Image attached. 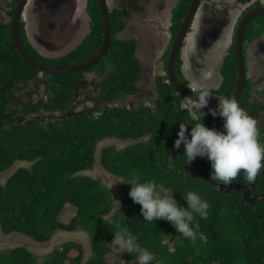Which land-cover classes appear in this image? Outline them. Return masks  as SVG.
Masks as SVG:
<instances>
[{
  "label": "trees",
  "instance_id": "16d2710c",
  "mask_svg": "<svg viewBox=\"0 0 264 264\" xmlns=\"http://www.w3.org/2000/svg\"><path fill=\"white\" fill-rule=\"evenodd\" d=\"M179 2L182 14L186 2ZM87 11L94 24L75 50L58 58H40L35 52L32 55L55 65L79 63L91 55L101 40L96 0H88ZM119 15L116 9L109 13L111 41L104 57L110 60L111 69L104 65L100 68L105 90L100 97L106 100L121 91L137 90L134 42L115 37L123 27ZM36 71L23 62L9 31L0 33V173L15 162L28 163L16 167L0 183V227L4 233H20L36 242L48 241L56 230L83 229L91 254L82 261L81 244L66 241L38 262L30 251L18 246L1 251L0 264H108L105 255L110 250L114 224L126 227L137 237L140 248L152 252L160 264H264V174L260 172L252 183L241 174L228 186L221 184L216 188L206 157L197 156L184 164L183 145L176 149L173 143L180 123H191L196 117L172 103L171 86L158 82L153 109L108 104L84 113L69 111L45 123L35 117L15 122V110L8 103L9 87L15 81L35 77ZM48 75L51 93L29 107L68 110L71 85L79 79V72ZM211 116L205 112L203 123L218 129ZM190 128L188 125L186 132ZM143 136L146 138H140ZM107 138L132 140L121 148L113 144L100 148L98 162L108 173L123 180L139 173L143 178L163 183L173 189L172 194L185 207L182 195L188 191L197 192L208 201L206 218L194 214L195 241L184 238L164 219L145 221L141 206L128 195L131 185L127 182L110 213L113 198L109 188L97 178L81 173L93 167L96 145ZM166 152L174 157V168L169 169ZM244 187L249 189L248 199L244 198ZM258 193L261 194L257 199L250 198ZM65 205L75 208L66 224L59 221ZM135 258V254L127 252L125 260L116 264H135Z\"/></svg>",
  "mask_w": 264,
  "mask_h": 264
},
{
  "label": "flooded vegetation",
  "instance_id": "af4514ba",
  "mask_svg": "<svg viewBox=\"0 0 264 264\" xmlns=\"http://www.w3.org/2000/svg\"><path fill=\"white\" fill-rule=\"evenodd\" d=\"M113 1L117 5L111 7L110 1L106 0L108 16L110 11L116 9L119 11L123 22L122 29L115 34V37L117 38L118 34H121L122 36H119V38L124 41H133L135 45L133 58L138 67L135 82L137 90L131 93L118 92L110 100L100 97L104 95L105 90L101 85V79L97 81L96 76L102 75L103 72H98L94 68L96 66L101 68L103 65L111 67L107 61L102 60L108 50L110 39L101 58L93 65L76 71L79 72V79L71 85L72 100L69 103V109L66 111L49 110L41 106L37 109L29 107L45 99L51 93L48 75L50 72H41L36 69L35 77L15 81L9 87V93L7 94L8 103L15 110L13 113L15 122H23L25 119L32 117L39 118L42 121L46 114L51 111L58 112L59 117L69 111L72 114L84 113L108 104L110 106L117 105L120 101L123 103V108L132 109L137 106L153 109L157 100L158 82L171 86L172 103L179 104L180 98L184 95L170 83L167 76V60L172 51L181 21L185 17L192 0H185L186 6L182 14V10H179L180 0ZM18 2L19 0H0V33L9 31L13 42L12 27L15 25L17 34L26 51L40 62L48 63L35 58L31 52H35L37 57L40 58L65 56L82 44L94 24L87 11L88 0H25L14 20V11ZM96 7L98 10L97 1ZM259 10H264V0H222L220 3H216L215 0H198L184 37L175 50L172 72L174 80L184 89L190 90L191 87L203 84L213 90L214 95L232 96L238 88L240 77L235 53V41L239 24L243 21L240 52L243 65V83L242 90L237 95L236 100L241 107L257 120L259 138L264 142V13L253 15L254 12ZM234 11L236 12L234 13ZM232 13H234V16L230 17ZM54 17L58 19L47 25L46 30L49 35L44 34L46 38L43 35L45 24L43 20L46 19L47 21L49 18L53 19ZM99 21L101 24L100 13ZM100 34L99 45L84 60L90 58L101 45L102 25ZM53 35L55 39L52 42L48 40V37ZM186 41H190V43L188 44V50L183 55V49L187 46ZM65 43L68 45H65ZM59 50L64 52L52 55L45 53V51L51 53ZM145 72L150 73L152 78ZM104 73L106 72L104 71ZM86 74L87 76H85ZM86 78L90 80L87 81ZM87 87L88 90L86 91ZM95 89L97 90L96 95L94 94ZM84 99L91 106L83 103ZM216 100H218L216 96L208 98L211 103L209 102L203 111L209 113V108H215L217 105ZM12 102L16 104L14 105ZM211 117L219 120L218 123L216 122L218 129L222 127L223 120L221 117ZM261 173L264 174V170ZM238 188H240L239 185ZM244 188V198H247L249 189ZM260 194L250 196V198L255 200L260 197L258 196ZM262 195H264V192H262Z\"/></svg>",
  "mask_w": 264,
  "mask_h": 264
},
{
  "label": "clouds",
  "instance_id": "9594fccd",
  "mask_svg": "<svg viewBox=\"0 0 264 264\" xmlns=\"http://www.w3.org/2000/svg\"><path fill=\"white\" fill-rule=\"evenodd\" d=\"M189 89L193 96L181 97L178 109L194 114L196 118L191 123H180L173 143L176 149L183 145V163H191L197 156L206 157L211 167L210 179L215 182L216 188H220L221 184L228 186L241 174L248 183H252L264 170V142L259 138L257 120L239 105L234 96L214 95L213 90L203 84ZM212 96L218 98V103L208 112L213 117L222 118V130L203 123V109ZM188 125H191L190 132H186ZM167 165L169 169L175 167L174 157L170 154L167 155ZM120 181L130 183L128 195L141 206L140 214L145 221L152 223L164 219L184 238L191 241L197 239L192 227L194 214L206 218L210 207L208 201L197 192L188 191L182 195L186 201L185 207L178 203L172 194L173 189L143 178L139 173ZM111 232L110 249H119V254L125 250L132 256L135 254V264H160L152 252L140 248L137 237L126 227L114 224Z\"/></svg>",
  "mask_w": 264,
  "mask_h": 264
},
{
  "label": "rangeland",
  "instance_id": "374dc122",
  "mask_svg": "<svg viewBox=\"0 0 264 264\" xmlns=\"http://www.w3.org/2000/svg\"><path fill=\"white\" fill-rule=\"evenodd\" d=\"M109 1H110L111 7L116 4L113 0H109ZM173 1H175V0H173ZM221 1L222 0H215L216 3H220ZM223 1H225V0H223ZM76 5L77 4L75 3V6ZM236 10H237V8H236ZM88 11H89V8H88ZM235 12L236 11H234V13ZM234 13L230 14V17H233ZM57 19L58 18L54 17L53 19L49 18L47 21H46V19L43 20V23H45L44 24V28H43V35L49 33L46 30L47 29V25L53 23L54 20H57ZM231 22L229 23V25L231 24ZM84 32H85V30L83 31V33ZM53 33L54 32L52 31V34ZM119 36L121 37L122 35L118 34L117 38H119ZM54 39H55L54 35L48 37V40H50L52 42L54 41ZM189 43H190V41H186V45L187 46H185V48L183 49V55H185V51L188 50V44ZM65 45H68V44L65 43ZM61 52H64V51L63 50L62 51L59 50L57 52H51V53L45 51V53H48L50 55L59 54ZM102 59L107 61L108 63H111L109 59L107 60V57H104ZM47 64H49V63H47ZM98 65H100V64H98ZM103 67L105 69H108V68L111 69V67H105V66H103ZM94 69L97 70L98 72L100 71V67L99 66H96ZM146 74L148 76H150V78H152V75L150 73L147 72ZM85 76H87V74ZM102 76L103 75L96 76L97 81H100ZM88 79L89 78H86L87 81H88ZM87 90H88V87L86 88V91ZM96 91L97 90L95 89V92H94L95 95L97 94ZM84 95H85V93L83 94V97H84ZM78 100H79V97H78ZM84 101H83V103H85L88 106H91V104L86 99H84ZM12 103L14 105L16 104L15 102H12ZM117 105H120V106L122 105L123 106V103L120 101L119 103H117ZM192 116L195 117L194 114ZM58 117H59V113L58 112L51 111V112L46 114V117L44 118V120L42 119V122L45 123L49 119H54V118H58ZM214 120L217 123L219 121L216 118H214ZM219 130H222V127H219ZM141 138L144 139V138H146V136H143ZM131 141L132 140L120 141V140L115 139V138H107V139L101 140L96 145L95 163H94L93 167L90 170H84V171L81 172L82 174L90 175L93 178H97L98 180H100V182H102V184L106 185L109 188L110 193H111L112 198H113V204H112L113 206H112V209H111L110 213H112L115 210V207L117 206L118 201L120 200V197H122L123 186H124V184L126 182L120 181V180H123V179L108 173L107 171H105L101 167V165L98 162V153H99V150H100V148L102 146H105V145H108V144H113L117 148H121V147H124L126 144L130 143ZM27 164L28 163L25 162V161L15 162L11 166V168H9L8 170L0 173V183H4L5 180L7 179V177L9 176V174L16 167L21 166V165H27ZM74 213H75V208L74 207H72L71 205H65V208H63V210H62V212H61V214L59 216V221L62 222V223H65V224L68 223L70 218L74 215ZM66 241H74L76 243L81 244V246L83 247L82 261H85L90 256L91 250H90L88 235H87V232L84 231L83 229H77V230H74V231L56 230L53 233L52 237L48 241H46V242H36L33 239H31L30 237H28L26 235H23V234H20V233H15V232H13V233H4L2 231V229H1V227H0V252L4 251L6 249H11V248H15V247H18V246H23L35 256V258L37 259L38 262H40L44 258V256L46 254H48L50 251H52L54 249H57V248H61L62 244L64 242H66ZM110 243H111V241L109 242V244ZM119 251H120L119 249H116V250L110 249L109 252L106 253V255H105L106 262L108 264H116L117 262H123L125 260L127 251L125 250V251L121 252L120 254H119ZM65 264H71V263L70 262H66Z\"/></svg>",
  "mask_w": 264,
  "mask_h": 264
},
{
  "label": "water",
  "instance_id": "95a60500",
  "mask_svg": "<svg viewBox=\"0 0 264 264\" xmlns=\"http://www.w3.org/2000/svg\"><path fill=\"white\" fill-rule=\"evenodd\" d=\"M24 1L25 0H19L17 7L15 8V11H14V15H15L14 20L18 16V13L20 12V9H21L20 7L22 6ZM96 1H97V6H98L99 13H100V19H101V25H102V42L99 48L97 49V51L90 58L82 62H79L76 64H70V65H53V64H47L44 62L37 61L26 51V49L24 48L17 34L16 27L15 25H13L12 27L13 42L22 60L26 64L30 65L31 67L35 69H38L41 72H50V73L76 72V71L85 69L93 65L99 58H101L104 55L107 49V46L109 44V41L111 39L110 21H109V16H108V9L106 7V0H96ZM197 1L198 0L191 1L185 17L181 21L180 28L177 32L175 41L173 43L172 51L169 54V58L167 60V76L170 79V83L174 88H176L184 96H193V93L191 92V90H188L187 88L184 89L180 87L179 84L174 80L173 72H172V64H173L175 50L178 44L180 43V41L182 40V38L184 37V33L187 29V25L189 23L193 10L197 4ZM260 13H264V10L256 11L253 13V15L260 14ZM242 23L244 22L241 21V23L239 24V28H238L237 35H236V41H235V53H236V58H237L239 74H240L238 88L236 89L235 93L232 95L235 98L241 92L242 83H243V65H242V58H241V53H240L241 52L242 30H243ZM209 102L211 103V101H208V103ZM215 103H218V100H216Z\"/></svg>",
  "mask_w": 264,
  "mask_h": 264
}]
</instances>
